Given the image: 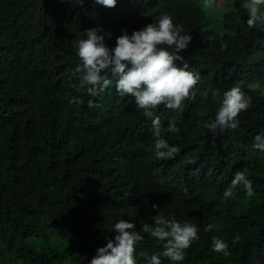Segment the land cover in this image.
<instances>
[{
    "label": "trees",
    "instance_id": "trees-1",
    "mask_svg": "<svg viewBox=\"0 0 264 264\" xmlns=\"http://www.w3.org/2000/svg\"><path fill=\"white\" fill-rule=\"evenodd\" d=\"M241 3L118 0L109 7L96 0H0L3 251L22 264H87L114 236L117 219H135L139 230L162 212L200 229L179 264H264V152L253 147L264 131V27L247 25ZM165 11L191 32L181 55L201 78L195 96L179 108L155 110L164 126L173 118L180 124L179 133L163 134L181 151L158 160L152 120L134 96H120L109 73L113 83L90 97L73 70L80 63L75 41L85 29L102 25L112 33L106 37L111 46L122 27L131 32ZM237 84L251 107L239 114V129L213 137L205 122L215 116L223 91ZM72 96L82 102L70 103ZM245 169L255 194L248 198L240 185L224 200L223 189ZM211 222L220 223L219 231H204ZM144 236L139 264H145L143 253L163 249ZM213 236L229 241L230 254L211 248Z\"/></svg>",
    "mask_w": 264,
    "mask_h": 264
},
{
    "label": "clouds",
    "instance_id": "clouds-1",
    "mask_svg": "<svg viewBox=\"0 0 264 264\" xmlns=\"http://www.w3.org/2000/svg\"><path fill=\"white\" fill-rule=\"evenodd\" d=\"M77 2L83 4L84 0ZM96 2L113 7L118 0ZM216 2L204 0L206 6H214ZM241 8L247 14L249 27H264V0H242ZM84 32L85 35L75 41L80 63L73 70L74 75H79L81 88H86L90 97L99 96L113 83L111 76H115L118 94L122 97L134 96L137 108L152 120L155 139L151 147L155 158H174L181 148L170 143L163 133H179L180 124L173 118L164 126L155 110L160 105L179 108L186 99L195 96L200 71L181 55L193 38L191 32L184 31L183 25L175 23L173 15L167 11L160 14L158 20L131 32L126 26L122 27L116 43L111 46L106 37H111L112 33L106 32L102 25L89 27ZM178 60L183 63H177ZM69 102L77 104L82 100L72 96ZM88 103L89 106L95 105L91 99ZM250 107L251 98L239 84L233 85L223 91L219 108L215 116L205 122V127L213 137L239 129V114ZM253 147L264 152V131L255 135ZM240 185L248 198L255 194L253 180L245 169L235 172L230 185L223 189L222 198H234ZM152 207L159 208L160 205L153 203ZM152 219L154 222L142 223L139 230L135 219H117L110 229L115 230L114 236L107 237V242L97 248L87 264H139L137 248L145 239V233L163 245L162 251L143 253L145 264H164L163 258H168L169 264H179L186 257V250L200 238L198 225L162 212L154 214ZM220 227L219 222H211L204 226V231H219ZM210 246L216 252L230 254L229 241L220 236H213Z\"/></svg>",
    "mask_w": 264,
    "mask_h": 264
},
{
    "label": "rangeland",
    "instance_id": "rangeland-1",
    "mask_svg": "<svg viewBox=\"0 0 264 264\" xmlns=\"http://www.w3.org/2000/svg\"><path fill=\"white\" fill-rule=\"evenodd\" d=\"M222 4L223 3H221V5ZM233 8H238V6H233ZM0 264H22V263L20 262V260H17L15 256L9 254L6 251H3L2 248H0Z\"/></svg>",
    "mask_w": 264,
    "mask_h": 264
}]
</instances>
